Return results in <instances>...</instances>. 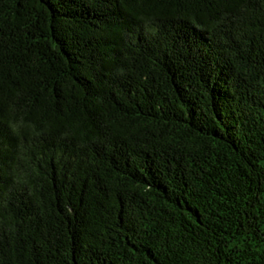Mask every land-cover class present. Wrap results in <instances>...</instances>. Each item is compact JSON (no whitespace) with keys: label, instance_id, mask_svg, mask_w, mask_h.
Returning a JSON list of instances; mask_svg holds the SVG:
<instances>
[{"label":"trees","instance_id":"trees-1","mask_svg":"<svg viewBox=\"0 0 264 264\" xmlns=\"http://www.w3.org/2000/svg\"><path fill=\"white\" fill-rule=\"evenodd\" d=\"M0 264H264V0H0Z\"/></svg>","mask_w":264,"mask_h":264}]
</instances>
